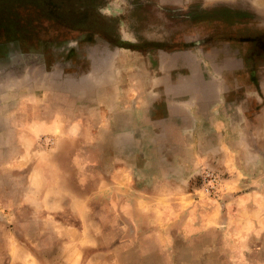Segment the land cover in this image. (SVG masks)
Wrapping results in <instances>:
<instances>
[{
    "label": "rangeland",
    "instance_id": "rangeland-1",
    "mask_svg": "<svg viewBox=\"0 0 264 264\" xmlns=\"http://www.w3.org/2000/svg\"><path fill=\"white\" fill-rule=\"evenodd\" d=\"M0 264H264V0H0Z\"/></svg>",
    "mask_w": 264,
    "mask_h": 264
},
{
    "label": "built area",
    "instance_id": "built-area-1",
    "mask_svg": "<svg viewBox=\"0 0 264 264\" xmlns=\"http://www.w3.org/2000/svg\"><path fill=\"white\" fill-rule=\"evenodd\" d=\"M204 191L208 193L210 189H215L218 187L219 182H218V177L211 171H205L204 172Z\"/></svg>",
    "mask_w": 264,
    "mask_h": 264
}]
</instances>
